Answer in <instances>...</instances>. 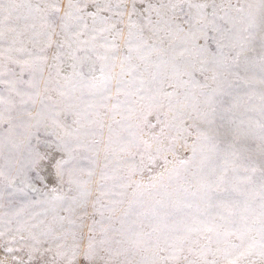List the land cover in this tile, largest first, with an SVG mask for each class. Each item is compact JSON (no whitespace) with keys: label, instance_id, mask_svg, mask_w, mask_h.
<instances>
[{"label":"snow or ice","instance_id":"snow-or-ice-1","mask_svg":"<svg viewBox=\"0 0 264 264\" xmlns=\"http://www.w3.org/2000/svg\"><path fill=\"white\" fill-rule=\"evenodd\" d=\"M185 2L189 10H196L195 13L184 11ZM88 6L87 2L81 7L68 0L63 16H58L59 5L52 4L49 7L56 17L50 18L51 14L40 5L34 9L28 5L30 11L43 13L44 27L53 31L60 27L75 37L83 35V30L73 32V28L83 22L80 13ZM96 7L97 12L88 15L96 17L99 11H111L110 5L105 9ZM118 7L122 9L121 18L127 15L126 47L122 52L116 43L124 35L123 29H116L112 24L100 30L101 33L116 30V35L99 46L103 53L93 45L92 51L100 61V75L87 78L84 85L89 89L87 93L81 90L76 96L75 88L65 91L57 87L55 91L59 98H53L47 94L53 83L50 75L43 98H40L38 84L31 80L3 79L7 73L0 72V84L5 85L8 94L7 97L0 94V104L15 107V97H19L20 111L16 119L25 137L26 161L18 171H23L26 177L31 173L45 187L49 183L55 185L50 188L52 193H57L65 183L69 185V192L73 185L79 189L78 196L54 197L68 204L65 209L68 217L61 219L75 216L80 221L78 232L65 233L61 237L66 240L70 235L72 244L57 245L58 249L65 250H58L56 255L65 258L67 264H241L251 256H259L264 261V90L259 94L261 118L249 120L246 126L243 120L237 123L228 118L234 105L223 98L230 95L226 89L234 86L251 87L255 83L264 86V0H259L258 5L238 6L216 4L214 0L195 4L191 0H157L156 3L123 0ZM15 8L16 5L8 3L5 6L4 0H0V14H8L5 20ZM209 8L211 12H208ZM218 10L223 11V15H219ZM87 27L83 24V29ZM31 28L34 29L35 24ZM3 35L0 32V36ZM17 35H23V32ZM47 47H52L51 34ZM193 51L199 69L190 62ZM52 58L59 60L60 53H55ZM42 59L47 60V57ZM23 63L27 65L28 61ZM117 64L119 72L114 73ZM72 67L75 69L76 66ZM53 68L58 76L59 67L54 64ZM95 70V66L89 69L90 72ZM209 70L212 75L204 76L203 82L195 79L197 71ZM73 74L84 77L83 71ZM113 80L115 94L112 92ZM209 80L216 83L215 88L210 87ZM22 84L35 91L21 90ZM121 94L125 97L123 101L119 98ZM85 95L92 99H85ZM97 95L99 100L94 99ZM114 97L115 103L110 105L108 102ZM29 102L32 107L39 103L35 114L28 110ZM61 115L66 119L61 120ZM105 116L110 123L105 124ZM117 116L121 118L117 120ZM67 118H72L71 123ZM105 127L108 131L106 151L122 153L134 161L138 158V163L116 169L122 173L119 177H110L102 171L101 191L93 197L92 190L74 178L75 172L69 171L68 165L78 148L87 149L101 143L96 137L103 138ZM245 127L247 130H242ZM193 128L196 139L189 145ZM146 130L148 139H144ZM202 142L207 145V153L205 166L193 174L199 185L197 193H190L183 185L181 189L186 195L199 194L203 203L217 210L215 214L202 219L199 215L184 213L185 208L191 209L193 205L183 203L184 197L179 191L175 201L171 192L164 194L168 198L167 204L163 199L154 203L137 199L144 197L141 189L155 188L154 181L162 178L165 172L178 173L177 166L188 165ZM113 145H116L115 149ZM189 147L192 156L181 158ZM219 161L223 163H217ZM155 166L162 167L163 171L149 175L147 185L142 179H132L137 173L141 177L145 172L152 173ZM107 168L105 164L104 169ZM230 172L237 182L232 186L236 198L217 199L221 191H228L224 186L232 183ZM241 172L246 175L240 176ZM257 174L258 179H254ZM92 175L90 172L89 176ZM108 179L126 181L119 185L125 191L119 194L121 199L104 204L102 198L109 195L103 191ZM237 184L251 187L242 188ZM133 186V199L117 216L126 190ZM257 198L259 202L254 207ZM195 207L199 211L200 205ZM105 211L111 213L106 217L109 224L101 228L102 235L98 237L96 225L101 221L94 217L99 213L102 219L105 218ZM88 220L91 224L86 223ZM70 223L76 221L70 220ZM48 251L51 249L41 252L39 248H33L28 253V261L30 264H48L43 259Z\"/></svg>","mask_w":264,"mask_h":264},{"label":"rangeland","instance_id":"rangeland-1","mask_svg":"<svg viewBox=\"0 0 264 264\" xmlns=\"http://www.w3.org/2000/svg\"><path fill=\"white\" fill-rule=\"evenodd\" d=\"M87 2L88 7L83 9L80 15L83 16V22L79 26L73 28V32L83 30V35L79 37L71 36L56 27L55 30L47 29L44 27V21L41 18L43 13H35L30 11L28 5H31L34 9L36 5H40L45 12L51 14L50 18H55L56 14H52V9L49 7L52 4H58L60 7V12L58 16H63L66 10L68 0H4L5 6L8 3L16 5L14 10H10L11 15L7 20H5V15L7 13L0 14V32L4 35L0 36V72L7 73L3 79H22L24 81L31 80L34 84L39 85L41 91V97L44 95L45 83L48 81L50 75L53 77V83L49 85L48 95L53 98L58 99V92L55 91L57 87L61 90L68 91L72 88L76 89L75 95L79 96L81 90L84 93L89 91L88 88L84 87L87 83V78L89 76H99L100 61L97 60L96 52L92 51L93 45L97 46L100 53H103V49L99 48L100 45L105 43V40L111 41L116 35V30L111 32H100L101 29L115 24L116 29H123L124 35L116 40L121 51L123 52L126 45L125 39L127 36V15L123 18L120 17L119 13L122 10L118 5H121L123 0H73V3H79L82 7L83 3ZM156 3L157 0H152ZM212 3L213 0H191V3ZM216 4H228L233 5L240 4H254L258 5L259 0H214ZM96 5H99L100 9H105L106 5L111 6V11L102 10L99 11L96 17L88 15V13L97 12ZM184 11H191L195 13V9L189 10L187 7V2L184 4ZM212 9L209 8L208 12ZM219 15H223V11L218 10ZM234 14V13H233ZM101 17L107 18V20L101 19ZM121 19L123 22H121ZM87 24V29H83V24ZM35 24V28H31V25ZM57 24L59 20L57 19ZM10 29H15V32L10 31ZM23 32V35H17V33ZM49 34H51L52 47H47L49 42ZM93 37L95 39L93 40ZM201 44L204 43L203 40L200 41ZM63 45V47H60ZM23 49V51H21ZM80 49L81 51H77ZM214 50V47H213ZM55 53H60L59 60H53V55ZM47 57V60L42 59ZM19 61L20 63H17ZM28 61L25 65L23 62ZM190 62L195 63L197 69H199L200 64L196 56L195 51H193L190 57ZM59 67V75L57 76L56 70L53 65ZM75 65V69H73ZM95 66V71L90 72L89 69ZM211 68V66H209ZM75 72H84V77L74 75ZM114 73L119 72V65L113 70ZM223 72V69H220ZM212 71H206L200 73L197 71L195 73V79L203 82L204 76H211ZM223 78V77H222ZM187 79V77H185ZM230 79V78H229ZM58 81V84H57ZM211 88L216 87V83L209 80ZM23 91H35L27 84H22L19 86ZM171 91V89H166ZM230 92L229 96L223 97L230 104H233L232 113L229 115V119H235L237 123L241 120L247 125L249 120L255 121L259 120L260 113L258 111L260 107L259 94L264 90V86L259 83L253 84L251 87H240L235 86L231 89H226ZM207 91V90H206ZM112 92L115 94L116 86L115 80L112 82ZM248 93L249 95H245ZM0 94L7 97V92L5 91V85L0 84ZM199 94V90H197ZM15 97V93H13ZM120 100L125 99L124 95H120ZM85 99H92L85 95ZM95 100H99L97 95ZM203 100V97H201ZM16 106L11 107L9 105L0 104V264H30L28 261V253L33 248H39L41 252L44 249H51L44 253L43 259L48 262V264H67L65 258H61L56 255L58 250L57 245L70 246L72 244V238L69 235L67 239L61 238L65 233L78 232L80 221L75 217H70L68 219H61V217H68V213L65 211L68 204L64 200L54 199L55 196H78L79 189L76 185L72 186V191L69 192V185L65 183L58 189L57 193H52L50 191L51 187L55 185L49 183L47 187L40 181L36 180L31 176V173L26 177L23 171H18L21 165L26 161V150L23 144L25 139L23 135V129L20 128L19 121L16 119L18 112L20 111L19 97H15ZM110 105L115 103V97L113 100L108 102ZM62 107V105H61ZM39 108V103L37 102L35 107L31 106L29 102L28 110L35 114L36 110ZM101 112L104 110L101 109ZM123 112V106L121 108ZM110 115V114H109ZM121 117L117 116L116 119L119 120ZM61 120H65V116L61 115ZM72 118H67V122L71 123ZM105 124L110 123L107 116L104 117ZM153 119L154 117H150ZM50 123V121H49ZM188 123H192L189 121ZM114 127H117L114 125ZM242 130H247L243 128ZM107 137L108 131L107 127L104 129V136L97 139H101V143L98 146H93L90 148H78L74 155V159L68 165L69 171H74V178L86 188L92 190L93 197L99 195L100 189V176L102 171H106L107 174L111 176H121L122 173L116 171L121 166H130L134 163H138L137 160H130L124 154H118L113 152L109 154L106 151L107 148ZM144 139H148L147 130ZM196 139L195 128L192 129V135L189 137V145ZM258 143V141H255ZM116 148V145H113ZM203 149V150H201ZM207 153L206 143H201L198 146L196 156L190 161L186 166H177V172H165L162 178L155 180V188H144L141 191L144 192V197H137L138 200L149 201L153 203L155 200L163 199L165 203H168V198L164 195L166 192L172 193L173 201H175L177 192L184 197L183 203L192 204L193 208L184 209V213H190L192 215H199L202 219L215 214L217 211L214 208H209L205 203L199 199V194L196 196L186 195L183 193L181 186L188 188L190 193H197L199 187L197 181L195 180L193 174L198 173L201 167H204V157ZM107 156V159L105 157ZM192 156L191 147H189L185 152L182 153L181 158H187ZM147 162V161H145ZM217 163H223L219 161ZM107 164L108 168L105 170L104 165ZM213 165H208L211 167ZM172 168V165L168 166ZM163 171L160 166L153 167V172H145L144 176L141 177L139 173L132 177L134 180H143L144 184L147 185L149 175H155L156 172ZM92 172L93 175L90 177L89 173ZM240 176L246 175L241 172ZM254 177V179H258ZM229 177L232 178V183L225 185L228 188L227 192L221 191L217 199H235L236 194L232 191L233 183H237L233 173H229ZM68 177H65L67 180ZM121 179H108L105 181V187L103 191L108 192L109 195L102 198L104 204H109L113 200L121 199L119 195L122 189L119 185L124 183ZM238 187L250 188L251 186L239 185ZM132 188L126 190L127 195L123 197L124 203L121 204L120 211L116 213L117 216L120 215L121 211L128 208V202L133 199ZM35 189V190H34ZM242 199V198H241ZM215 202V201H214ZM258 198L254 201L253 206L258 205ZM199 204L200 209L197 211L195 205ZM139 205H137L138 207ZM111 215L108 211H105L104 217L101 218L99 213L94 217L97 221L101 223L96 225V235L99 237L102 235L101 228L107 227L109 221L106 219ZM70 220H75L76 223H70ZM87 224H91V220L86 221ZM119 226L118 224L116 225ZM87 229H85V232ZM254 235H256L254 233ZM259 237L257 236V239ZM235 243H239L238 240L233 238ZM7 249H12L8 251ZM39 255V253H37ZM251 261L252 264H264L259 256H251L246 260L242 261L241 264H248ZM35 264V262H31Z\"/></svg>","mask_w":264,"mask_h":264}]
</instances>
